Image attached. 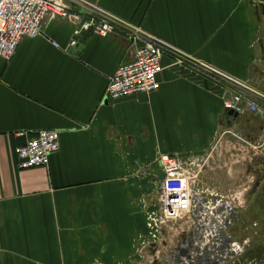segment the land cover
<instances>
[{
	"label": "crops",
	"instance_id": "crops-1",
	"mask_svg": "<svg viewBox=\"0 0 264 264\" xmlns=\"http://www.w3.org/2000/svg\"><path fill=\"white\" fill-rule=\"evenodd\" d=\"M84 1L259 96L248 95L240 113L226 111L235 85L173 67L166 55L157 91L105 100L109 79L135 59L137 45L119 32L74 38L68 22L45 18L39 36L0 58V264H134L149 234L146 214L157 206L162 156L200 162V175L221 166L231 176L244 164L263 210L264 148L254 149L264 129L261 0ZM42 130L59 132L58 152L45 168L17 169L15 149ZM206 189L207 217L220 221L218 191ZM196 209L192 228L203 222Z\"/></svg>",
	"mask_w": 264,
	"mask_h": 264
},
{
	"label": "built area",
	"instance_id": "built-area-1",
	"mask_svg": "<svg viewBox=\"0 0 264 264\" xmlns=\"http://www.w3.org/2000/svg\"><path fill=\"white\" fill-rule=\"evenodd\" d=\"M47 17L68 22L73 27L74 38L83 33L106 37L119 32L137 45L135 59L118 66L109 79L104 92L105 100L117 101L157 91V76L163 69L162 59L166 55L173 56V67L203 70L235 85L237 92L225 104L226 111L240 113L241 102L244 99L249 102L248 95L259 96L248 86L231 80L214 68L198 63L191 56L148 34L142 28L84 0H0V58L10 60L22 40L39 36L42 23ZM52 45L58 48L56 43ZM73 45L75 41L71 43ZM248 108L253 113L258 110L254 104H250ZM262 132L260 144L254 149L264 148V129ZM58 150V131H38L23 146L15 149L17 169L45 168L49 165L51 156ZM158 163L164 177L159 187L157 206L154 211L146 214L150 235L156 240L161 236L164 226L185 223L192 218L201 173L198 163L184 156H162Z\"/></svg>",
	"mask_w": 264,
	"mask_h": 264
},
{
	"label": "rangeland",
	"instance_id": "rangeland-1",
	"mask_svg": "<svg viewBox=\"0 0 264 264\" xmlns=\"http://www.w3.org/2000/svg\"><path fill=\"white\" fill-rule=\"evenodd\" d=\"M257 4L264 15V0ZM243 165H233L231 176L221 166L214 173H202L196 189L199 200L195 215L203 224L198 228H192L188 222L168 225L158 240L147 232L134 264H264V194L257 197L259 202L263 201L261 211V204H256L252 194V171L245 174ZM208 186L218 191L213 196L218 197L217 212L222 223L217 216L214 221L207 217L205 204L212 194L207 192Z\"/></svg>",
	"mask_w": 264,
	"mask_h": 264
},
{
	"label": "water",
	"instance_id": "water-1",
	"mask_svg": "<svg viewBox=\"0 0 264 264\" xmlns=\"http://www.w3.org/2000/svg\"><path fill=\"white\" fill-rule=\"evenodd\" d=\"M75 49H77L76 56H79L80 51H82L83 44L76 40Z\"/></svg>",
	"mask_w": 264,
	"mask_h": 264
}]
</instances>
